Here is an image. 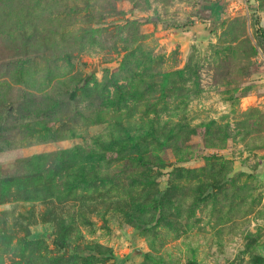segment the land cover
I'll return each instance as SVG.
<instances>
[{"label":"rangeland","instance_id":"obj_1","mask_svg":"<svg viewBox=\"0 0 264 264\" xmlns=\"http://www.w3.org/2000/svg\"><path fill=\"white\" fill-rule=\"evenodd\" d=\"M0 264H264V0H0Z\"/></svg>","mask_w":264,"mask_h":264},{"label":"water","instance_id":"obj_2","mask_svg":"<svg viewBox=\"0 0 264 264\" xmlns=\"http://www.w3.org/2000/svg\"><path fill=\"white\" fill-rule=\"evenodd\" d=\"M97 70H98V67H95V68L90 72L89 76L83 81V85H86V84L92 79L93 74H94ZM46 236L49 238L50 241L53 240V236H52V234H50V233H46ZM142 253H143L142 250H140V249H136V250H135V251L129 256V258L134 257V256H136V255H140V254H142Z\"/></svg>","mask_w":264,"mask_h":264}]
</instances>
